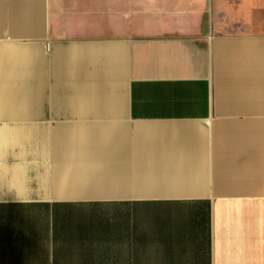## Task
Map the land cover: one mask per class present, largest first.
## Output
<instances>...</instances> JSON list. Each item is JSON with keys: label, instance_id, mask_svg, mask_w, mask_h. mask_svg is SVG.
Masks as SVG:
<instances>
[{"label": "crops", "instance_id": "crops-1", "mask_svg": "<svg viewBox=\"0 0 264 264\" xmlns=\"http://www.w3.org/2000/svg\"><path fill=\"white\" fill-rule=\"evenodd\" d=\"M0 264H264V0H0Z\"/></svg>", "mask_w": 264, "mask_h": 264}]
</instances>
